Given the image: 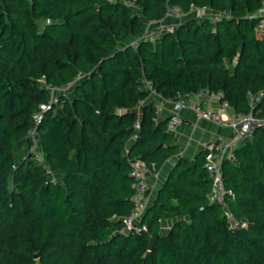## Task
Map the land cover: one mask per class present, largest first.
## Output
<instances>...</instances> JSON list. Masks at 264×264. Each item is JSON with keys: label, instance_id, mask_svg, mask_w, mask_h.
Returning a JSON list of instances; mask_svg holds the SVG:
<instances>
[{"label": "trees", "instance_id": "obj_1", "mask_svg": "<svg viewBox=\"0 0 264 264\" xmlns=\"http://www.w3.org/2000/svg\"><path fill=\"white\" fill-rule=\"evenodd\" d=\"M133 1L0 0V264H264V126L222 163L224 205L210 200L199 151L174 160L138 230L120 218L132 207L129 160L158 170L179 150L143 80L166 99L207 88L248 110L247 92H264V33L247 14L264 0ZM191 4L231 15L124 42L142 17ZM73 80L72 98L58 93L37 125L54 179L31 158L28 130L49 87Z\"/></svg>", "mask_w": 264, "mask_h": 264}, {"label": "built area", "instance_id": "obj_2", "mask_svg": "<svg viewBox=\"0 0 264 264\" xmlns=\"http://www.w3.org/2000/svg\"><path fill=\"white\" fill-rule=\"evenodd\" d=\"M124 1L129 6H136L133 0ZM166 14L178 21L188 16L196 17L199 21L205 18L212 26H215L220 20L229 18L231 12L228 9L210 10L196 4H191L188 11H184L178 6H171L167 9ZM247 16L256 17L257 32L259 34L264 33V3H261L254 11L249 12ZM174 28L175 24L168 25L167 27L158 26V29L146 27L134 36L129 44L136 49L140 41L154 43L160 38L165 29L173 31ZM75 82L73 80L64 85L49 87L51 94L48 102L40 104V110L33 114L34 124L28 130L30 141L29 154L48 176L53 175V171L43 157L37 134V125L41 121L43 112L50 108L52 103L57 102L58 93L56 92L64 93ZM142 88L147 91L148 99L154 102L157 113L158 101L166 98L157 92L146 79L143 80ZM262 95H264L262 91L254 92L249 90L247 92L249 109L246 111H235L230 106L228 100L222 98L223 93L220 90L215 91L200 88L186 93L177 90L175 96L169 99L172 105V112L168 115L166 124V129L169 132H175L183 124V119L179 115L181 110H189L198 119L207 120L231 131L230 136L218 135L215 138L202 141V150L204 151L203 166L207 176L211 180V201L224 205V195L228 192L223 183L222 163L226 160H235V149L239 144L250 139L257 128L264 126V111H260L258 107V102L261 100ZM139 107L140 105H138ZM134 127L138 129L139 123L136 122ZM129 165V175L132 177L131 186L133 189L131 197L132 207L128 214L120 218L125 230H138L140 228L138 225L140 218L147 209L151 201L152 192L155 190L158 170L155 169L152 161L147 162L142 158L130 159ZM112 218L117 219L119 217L113 214ZM142 228L145 227L142 226Z\"/></svg>", "mask_w": 264, "mask_h": 264}, {"label": "crops", "instance_id": "obj_3", "mask_svg": "<svg viewBox=\"0 0 264 264\" xmlns=\"http://www.w3.org/2000/svg\"><path fill=\"white\" fill-rule=\"evenodd\" d=\"M177 22L179 21L176 20V23ZM75 84L76 82L74 83V85ZM74 85L71 86L72 90L74 88ZM65 96H68V95L65 94ZM72 96H68V97L72 98ZM138 109L140 110V107ZM157 110H158L157 112L158 118L168 117V115L172 112V105H171L170 100L162 99L158 101ZM179 115L183 119V124H181L177 128V130L173 132L174 142L178 145V149H179L178 156L181 155V156L186 157L191 163L194 162V158L196 154L199 151H203L202 141L206 139L215 138L218 135H224V136L231 135V131L229 129L219 127L216 124H213L207 120L198 119L194 115V113H192L189 110H181L179 112ZM163 164L161 165V167L163 166ZM170 169L171 167L166 172H163V175L159 179L158 184H156L155 190L152 192V196H154V194L156 193V189L163 183ZM171 222L172 220L167 219V218L161 220V229L163 232L169 229Z\"/></svg>", "mask_w": 264, "mask_h": 264}, {"label": "rangeland", "instance_id": "obj_4", "mask_svg": "<svg viewBox=\"0 0 264 264\" xmlns=\"http://www.w3.org/2000/svg\"><path fill=\"white\" fill-rule=\"evenodd\" d=\"M136 11H137V13H140V10L139 9H136ZM143 18L144 17H142V26H141V29L139 30V32H141L146 27H154V28L158 29V26L167 27L168 25H171V24L174 25L176 23V19L173 18V17H171V16H169V15H167V14L162 19H159V20H147V19H145V18L143 19ZM173 21H174V23H173ZM133 37L126 39L124 42L125 43L130 42ZM56 93H59L60 95L67 94L68 96H72L73 95V90H72V87H69L68 89L65 90L64 93H62V92H56ZM177 156H178V153L172 155L169 159H167L164 162L163 166L160 169H158V178L156 180V184H158L159 179L163 175V172H166L170 167H172V165L174 163V160L176 159ZM49 177L57 178V175L56 174H53V175H51ZM228 216H230V214H228Z\"/></svg>", "mask_w": 264, "mask_h": 264}, {"label": "water", "instance_id": "obj_5", "mask_svg": "<svg viewBox=\"0 0 264 264\" xmlns=\"http://www.w3.org/2000/svg\"><path fill=\"white\" fill-rule=\"evenodd\" d=\"M139 134H140V132L137 130L136 132H135V134H134V137L136 138L137 136H139ZM38 255L37 254H35V257H37Z\"/></svg>", "mask_w": 264, "mask_h": 264}]
</instances>
